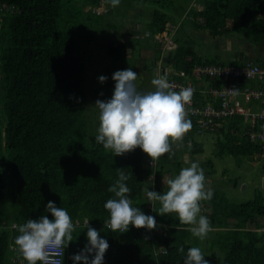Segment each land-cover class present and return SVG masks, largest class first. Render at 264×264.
I'll use <instances>...</instances> for the list:
<instances>
[{
	"label": "trees",
	"instance_id": "trees-1",
	"mask_svg": "<svg viewBox=\"0 0 264 264\" xmlns=\"http://www.w3.org/2000/svg\"><path fill=\"white\" fill-rule=\"evenodd\" d=\"M108 6L107 0H0V80L4 92L3 104L0 101V264H27L14 244L19 233L12 226L43 215L53 219L46 211L49 201L65 208L76 224L64 258V264H74L70 246L80 234L87 233L84 220L98 230L97 225L104 226L109 218L104 204L114 198L108 189L118 179L116 169H124L130 177L125 183L131 189L133 206L169 229L164 236L151 239L147 229L130 226L126 233H113L105 228L108 232L100 235L109 248L103 264H183L187 250L198 247L200 239L187 231L188 226L180 224L174 214L158 215L161 205L156 201L152 206L146 195L147 190L166 191L163 179L178 175L183 161L161 157L154 170L148 164L150 158L139 148L114 156L95 142L97 133L86 115L87 56L80 47L98 36L84 34L110 12ZM165 10L164 6L154 9L143 30L148 36L143 37L160 44L156 36L171 35L176 63L163 62L157 50L153 68L156 72L161 62L174 71L173 79L194 82L196 64L220 62L184 46L179 34L175 37L168 30L173 20ZM183 14L178 31L187 20L193 30L208 32L214 38L243 32L260 42L256 36H264V0H191ZM117 29L113 26L107 31L110 36H119L114 34ZM110 47L112 53L119 51ZM209 99L197 93L194 101L205 105ZM191 123L184 136L190 143L187 149L191 154L204 153V145L195 140L200 136L197 121L192 119ZM223 125L216 132L219 157L256 155L258 146L249 136L241 135L245 131L242 121L229 120ZM152 175L155 179L151 182ZM239 184L235 181L234 187L239 188ZM201 210H206L204 216L213 228L207 238L218 236L217 243L211 245L212 254L205 258L209 264H264L261 194L249 203L233 205L224 194L213 193L210 201L202 202ZM160 246L165 252L156 254ZM180 247L184 253L178 252Z\"/></svg>",
	"mask_w": 264,
	"mask_h": 264
},
{
	"label": "clouds",
	"instance_id": "clouds-1",
	"mask_svg": "<svg viewBox=\"0 0 264 264\" xmlns=\"http://www.w3.org/2000/svg\"><path fill=\"white\" fill-rule=\"evenodd\" d=\"M112 7H118L120 0H107ZM103 84L107 77L100 76ZM115 82L114 92L108 100H97L94 108L98 110L99 127L95 142L114 156H123L139 148L154 164L165 154H174L173 144L180 146L185 134L192 128L187 118V106L191 104L194 90L180 87L169 82L167 73L156 72L151 80L154 90L142 92L136 86L138 74L127 68L117 71L112 76ZM237 93L239 90H230ZM101 95H103L101 93ZM118 179L109 187L114 194L104 204L109 218L104 227L113 233H126L130 226L136 229L155 230L158 225L154 216L146 215L140 207L133 206L129 198L131 189L126 185L130 178L124 169H116ZM155 176L149 177L154 181ZM166 191L147 190L148 200L161 205L158 215L174 214L180 224L186 225L187 231L203 241L213 231L207 216L201 215V204L210 201L213 193L207 187L204 170L197 162L180 169L179 174L163 179ZM47 215L39 219H29L22 225H14L19 235L14 239L17 251L27 264H63L64 250L73 241L76 224L69 212L63 207H56L49 201ZM154 211V210H153ZM89 220H84L87 229L88 245L79 254L71 257L74 264H103L109 244L100 238V232L90 227ZM160 223V222H159ZM162 224V223H161ZM169 229V226L162 224ZM166 232V231H165ZM184 253V248H178ZM92 259L89 260V257ZM183 264H209L200 247L187 250Z\"/></svg>",
	"mask_w": 264,
	"mask_h": 264
},
{
	"label": "rangeland",
	"instance_id": "rangeland-1",
	"mask_svg": "<svg viewBox=\"0 0 264 264\" xmlns=\"http://www.w3.org/2000/svg\"><path fill=\"white\" fill-rule=\"evenodd\" d=\"M155 1L161 2L154 4ZM190 3L191 0H120L118 7L108 6L110 12L103 14L104 18L100 16L99 21L84 34V37H93L94 33L98 34L97 37L93 38V41L92 39L91 41L86 40L80 47L81 53L87 56V78L84 83L87 97L86 115L91 129L93 128L92 130H94V134L97 133V127H99L98 110L94 108L95 102L97 100H108L112 97L115 88L112 76L115 72L130 67L138 74V79L135 83L139 91L154 90L151 80L155 77V72L151 66L150 59L142 52L148 48L154 50L155 44L141 34L144 32L143 30L146 28L147 23L152 19L151 13L155 8L161 10V6H164L166 7L164 12L172 15V20H179L183 17L185 18L183 13L190 6ZM105 9L104 7V12ZM198 9H200L199 5ZM113 26L120 28L121 35L114 37L109 35L107 30ZM185 26H187L185 27L186 32H184L185 34L182 33L181 36L184 38L182 41L183 45L187 44L188 47L195 48L198 52L210 54V50L213 49V39L208 35L209 33L206 32L207 35L203 36L196 31V35H193L195 30H193L187 20L185 21ZM68 28H71V25ZM247 37L253 40L251 34H247ZM110 46L119 48V51L117 53L110 52ZM210 58L214 59V56L211 55ZM100 76L107 77L103 84L99 82L98 78ZM0 101L3 104L4 92L1 80ZM195 140L204 145L205 152L192 155L191 157L193 162H197L204 170L206 183L210 184L213 193L224 194L228 202L233 205L249 203L260 194L264 197V161L255 156L236 158L233 155H226L219 157L218 137L216 134L198 135ZM187 166L189 164L185 163V167ZM235 181L240 182L239 188L234 187ZM201 215H206V210H201ZM9 218L12 220V217ZM97 226L99 232H108L104 226ZM76 231L77 233L79 232V230ZM81 236L84 238L81 239ZM100 238L103 239L102 234ZM217 241L218 236L213 235L210 239L198 240L197 245L203 251L205 258L212 254L211 245L213 243L216 244ZM87 245V233L83 232L75 239L74 245L70 246L69 252L74 253V255L76 253L79 254Z\"/></svg>",
	"mask_w": 264,
	"mask_h": 264
},
{
	"label": "built area",
	"instance_id": "built-area-1",
	"mask_svg": "<svg viewBox=\"0 0 264 264\" xmlns=\"http://www.w3.org/2000/svg\"><path fill=\"white\" fill-rule=\"evenodd\" d=\"M155 38L162 48L167 50L175 48V44L167 33ZM157 71L161 75L167 73L169 82L177 86V91L180 87H190L194 90L192 102L187 106V118L190 121L192 119L197 121L198 134H216L224 127V122L242 121L245 131L241 135L249 136L251 141L258 145L256 157L264 161V66L253 61L236 66L201 62L194 67L195 81L183 83L173 79L174 71L161 62L158 64ZM181 76H184V73H181ZM207 79L209 81H206ZM233 89L239 91L233 93L230 91ZM197 93L205 97L209 96L211 99L205 105H197L194 101ZM231 132L236 131L232 129ZM148 164L155 170L157 161L152 164L149 159ZM153 203L155 204L156 201H152V206ZM156 223L158 227L150 232L151 239L155 235L166 234V227L157 221ZM163 249V246L157 248L156 254L164 253ZM66 253L65 248L63 257L54 256L53 258L63 260L64 264Z\"/></svg>",
	"mask_w": 264,
	"mask_h": 264
},
{
	"label": "crops",
	"instance_id": "crops-1",
	"mask_svg": "<svg viewBox=\"0 0 264 264\" xmlns=\"http://www.w3.org/2000/svg\"><path fill=\"white\" fill-rule=\"evenodd\" d=\"M180 20V19H179ZM179 20H173L168 24V30L171 31V33L176 37L178 34L180 36V39H184L182 36V33L185 34V27L187 26H181L180 30L178 31V24ZM177 21V22H176ZM176 22V23H174ZM176 24V25H175ZM178 33L176 34V32ZM193 31V30H192ZM196 31H193V35H196ZM201 35H207L206 32L201 31L198 32ZM117 35H121L120 29L114 33ZM164 35V34H160ZM210 35V34H208ZM143 36L147 37V33H143ZM240 36V37H239ZM210 37L213 39V49L210 50V54H207L205 52H202V54L206 57H209L211 60V55L214 56V59L216 62H220L227 65H241L245 64L246 62L253 61L255 63H258L261 66H264V36L263 35H257L256 37L258 39H261L260 42L255 41L254 38L249 39L247 37L246 33H240V34H232V35H224L214 38L210 35ZM174 39V37H173ZM211 40V39H210ZM155 44V43H154ZM223 46V47H222ZM161 51V57L162 61L164 62V58L168 55L171 50H167L166 48H162L161 44H155V49L152 48L145 49L142 54H144L147 58L150 59V63L152 68L154 67L153 61L156 59V51ZM173 52V51H172ZM212 59V60H214ZM250 59V60H249ZM246 60V61H245ZM242 61V62H238ZM240 63V64H237ZM154 69V68H153ZM155 72V69H154ZM156 74V72H155ZM183 138L181 144L179 147L176 146V144H173V152L174 154H165L164 158H169L171 160H177V161H183L182 166L185 167V163L190 164V162H193L192 155L189 151L188 146H190V143L185 142ZM254 143V142H253ZM256 144V143H254ZM257 145V144H256ZM175 146V148H174ZM258 146V145H257ZM189 150V151H188ZM256 157V155H255ZM182 167V168H183ZM207 187L211 190L210 184L206 183Z\"/></svg>",
	"mask_w": 264,
	"mask_h": 264
},
{
	"label": "water",
	"instance_id": "water-1",
	"mask_svg": "<svg viewBox=\"0 0 264 264\" xmlns=\"http://www.w3.org/2000/svg\"><path fill=\"white\" fill-rule=\"evenodd\" d=\"M173 56V52H169L168 55L164 58V62L168 63V64H174L176 63L175 59L172 57Z\"/></svg>",
	"mask_w": 264,
	"mask_h": 264
},
{
	"label": "bare ground",
	"instance_id": "bare-ground-1",
	"mask_svg": "<svg viewBox=\"0 0 264 264\" xmlns=\"http://www.w3.org/2000/svg\"><path fill=\"white\" fill-rule=\"evenodd\" d=\"M171 36V35H170Z\"/></svg>",
	"mask_w": 264,
	"mask_h": 264
}]
</instances>
